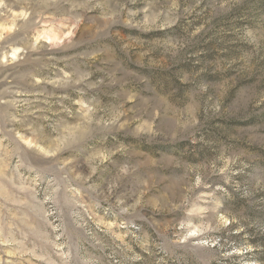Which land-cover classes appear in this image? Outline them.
I'll return each instance as SVG.
<instances>
[{"label": "rangeland", "instance_id": "rangeland-1", "mask_svg": "<svg viewBox=\"0 0 264 264\" xmlns=\"http://www.w3.org/2000/svg\"><path fill=\"white\" fill-rule=\"evenodd\" d=\"M0 264H264V0H0Z\"/></svg>", "mask_w": 264, "mask_h": 264}]
</instances>
